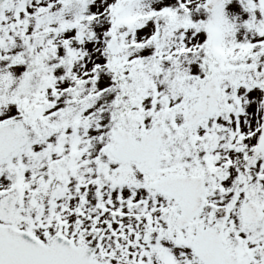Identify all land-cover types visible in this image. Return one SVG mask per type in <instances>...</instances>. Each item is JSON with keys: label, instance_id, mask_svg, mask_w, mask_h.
Masks as SVG:
<instances>
[{"label": "snow or ice", "instance_id": "obj_1", "mask_svg": "<svg viewBox=\"0 0 264 264\" xmlns=\"http://www.w3.org/2000/svg\"><path fill=\"white\" fill-rule=\"evenodd\" d=\"M0 264H264V0H0Z\"/></svg>", "mask_w": 264, "mask_h": 264}]
</instances>
